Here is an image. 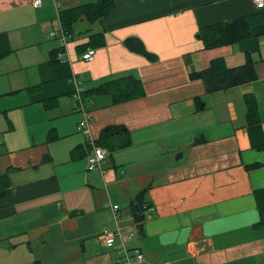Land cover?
I'll use <instances>...</instances> for the list:
<instances>
[{
  "label": "crops",
  "instance_id": "0c3cea01",
  "mask_svg": "<svg viewBox=\"0 0 264 264\" xmlns=\"http://www.w3.org/2000/svg\"><path fill=\"white\" fill-rule=\"evenodd\" d=\"M84 1L94 0H42L40 8L0 0V264H115L119 255L99 236L116 226L133 234L126 245L141 250L144 264H264V217L259 225L254 198L264 191V22L232 45L206 49L197 36L264 17V7L116 0L101 21L70 26L66 63L53 64L54 3L63 12ZM128 38L157 59L129 51ZM88 48L96 51L90 62L80 58ZM246 53L257 77L251 84L207 94L189 78L216 59L237 67ZM125 75L141 81L142 98L113 104L95 93ZM71 77L81 81L94 145L107 127L130 134L123 149L100 146V171L87 170L92 149L76 130L82 114ZM246 97L256 104L253 125ZM146 187L137 222L134 197Z\"/></svg>",
  "mask_w": 264,
  "mask_h": 264
},
{
  "label": "trees",
  "instance_id": "16d2710c",
  "mask_svg": "<svg viewBox=\"0 0 264 264\" xmlns=\"http://www.w3.org/2000/svg\"><path fill=\"white\" fill-rule=\"evenodd\" d=\"M116 0H94L90 3L80 4L74 8L60 12V24L69 33L70 26L77 21L86 20L92 24L101 21L114 7ZM264 22V17L245 16L240 17L223 24H217L200 30L198 37L203 42L206 49L217 48L223 45H232L250 37L249 30L252 26ZM94 35L91 40L95 41ZM96 42V41H95ZM94 42V43H95ZM102 45V41L97 43ZM125 47L134 53L142 55L145 59L154 62L157 58L148 53L141 41L136 38H128L124 41ZM0 54V59L2 58ZM244 62L237 67H227L224 60H213L209 67L200 73L189 75L191 80H200L203 82L207 94L228 90L234 87L244 86L256 81L254 62L250 54L246 53ZM53 64H57L54 59ZM95 93L110 95L113 104L127 102L142 98L145 94L143 85L139 79L131 75H125L113 78L95 89ZM197 104L201 103L197 99ZM247 106L246 120L249 125L257 123V108L253 97H246ZM51 102L44 105L50 106ZM99 145L105 147L108 151L123 149L130 145V134L125 127L112 126L103 129L99 138ZM99 146V147H100ZM49 162V157L44 156L42 163ZM149 187L142 189L134 197L136 205L135 218L138 222V211L142 210V200L147 195ZM256 207L259 212V225L263 224L264 217V191H254Z\"/></svg>",
  "mask_w": 264,
  "mask_h": 264
},
{
  "label": "built area",
  "instance_id": "2783aa9c",
  "mask_svg": "<svg viewBox=\"0 0 264 264\" xmlns=\"http://www.w3.org/2000/svg\"><path fill=\"white\" fill-rule=\"evenodd\" d=\"M253 2L257 9H262L264 7V0H253ZM31 4L34 8H40L42 6V0H31ZM54 8L56 18L59 21V26L57 27V29L51 31L49 33V36L56 39L58 43V50L55 60L58 64H64L66 63V60L63 58V55L65 53L70 35L60 24L61 8L59 3L55 2ZM95 54L96 51L94 48H88L80 55V58L83 61L90 62L94 59ZM71 82L77 87L75 91V99L78 104L79 111L82 114V119L77 124L76 130L78 133H81L85 137L87 143L91 145L92 149V154L88 157L87 160V170L100 171L101 164L107 157V152L104 148L94 145L93 141L91 140L89 130V116L85 111V105L82 98L84 90L80 87L81 81L77 77H71ZM111 209L113 213H116V211L118 210V206L112 205ZM132 237L133 234L125 233L122 228L118 226H116L112 230H104L99 236L105 247L113 248L119 255V258H116L114 260L115 264H144L145 258L141 250L139 248H128L126 245V240H130Z\"/></svg>",
  "mask_w": 264,
  "mask_h": 264
},
{
  "label": "rangeland",
  "instance_id": "374dc122",
  "mask_svg": "<svg viewBox=\"0 0 264 264\" xmlns=\"http://www.w3.org/2000/svg\"><path fill=\"white\" fill-rule=\"evenodd\" d=\"M83 1V0H82ZM83 3H85V1L83 2ZM58 169H62V168H60V166H59V168ZM63 170V169H62Z\"/></svg>",
  "mask_w": 264,
  "mask_h": 264
}]
</instances>
